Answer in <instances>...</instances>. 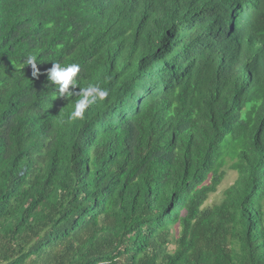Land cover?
<instances>
[{"label": "trees", "instance_id": "16d2710c", "mask_svg": "<svg viewBox=\"0 0 264 264\" xmlns=\"http://www.w3.org/2000/svg\"><path fill=\"white\" fill-rule=\"evenodd\" d=\"M0 264H264V0H0Z\"/></svg>", "mask_w": 264, "mask_h": 264}, {"label": "clouds", "instance_id": "9594fccd", "mask_svg": "<svg viewBox=\"0 0 264 264\" xmlns=\"http://www.w3.org/2000/svg\"><path fill=\"white\" fill-rule=\"evenodd\" d=\"M27 66L32 69V76L38 78L41 74L37 68V57L30 55L25 61ZM81 67L78 63H70L62 66L60 62H52V66L47 70L46 77L49 85L53 87V93L57 97L69 100L74 95L80 98L75 101L74 107L68 116L69 120L83 119L85 111L92 105L103 102L107 99L109 92L95 84L80 86L79 74ZM79 88V92L74 90ZM71 89V90H70Z\"/></svg>", "mask_w": 264, "mask_h": 264}, {"label": "rangeland", "instance_id": "374dc122", "mask_svg": "<svg viewBox=\"0 0 264 264\" xmlns=\"http://www.w3.org/2000/svg\"><path fill=\"white\" fill-rule=\"evenodd\" d=\"M235 178L236 174L234 172H226L222 183L219 185L216 192L209 196L208 200L204 204V207H210L212 205L218 204L222 198V192L230 185H232Z\"/></svg>", "mask_w": 264, "mask_h": 264}]
</instances>
